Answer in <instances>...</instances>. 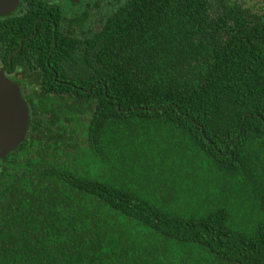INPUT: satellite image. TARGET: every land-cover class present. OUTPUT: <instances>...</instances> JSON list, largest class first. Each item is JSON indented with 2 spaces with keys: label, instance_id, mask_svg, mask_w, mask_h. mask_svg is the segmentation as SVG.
I'll list each match as a JSON object with an SVG mask.
<instances>
[{
  "label": "trees",
  "instance_id": "trees-1",
  "mask_svg": "<svg viewBox=\"0 0 264 264\" xmlns=\"http://www.w3.org/2000/svg\"><path fill=\"white\" fill-rule=\"evenodd\" d=\"M81 3L13 57L0 264H264V0Z\"/></svg>",
  "mask_w": 264,
  "mask_h": 264
},
{
  "label": "flooded vegetation",
  "instance_id": "flooded-vegetation-1",
  "mask_svg": "<svg viewBox=\"0 0 264 264\" xmlns=\"http://www.w3.org/2000/svg\"><path fill=\"white\" fill-rule=\"evenodd\" d=\"M79 2H72L70 0H17V5L15 9L9 14L0 16V26L3 29L2 33L7 34L8 31L6 28H10L8 25L13 24V22H8L14 20L16 18L15 25L18 26L19 31H23V35L19 39V46L13 49V43H11L10 39H13V36L10 34L0 36V70L3 72L4 76L17 85H27V84H42L43 79L40 77H36L34 74L38 72L39 67L37 65H18L13 64V57L18 54L22 49V43L24 40L31 39L34 37V34H31V31L35 33V25L39 21H45L49 23L45 28L46 32H43L45 35H48L49 25L53 26L52 35L55 34L56 25L55 21H61V18L68 20L65 22L66 25L71 26L70 30H61L60 32L64 34L65 32H73V33H89L95 29L96 21L88 20L85 21L86 26L92 25L86 29V31H82L78 29L79 27L71 22V16L76 15V12L85 8ZM87 9V8H85ZM78 12V13H79ZM59 13H63V15H59ZM89 14V13H88ZM65 16V17H62ZM0 29V30H1ZM44 37V36H43ZM47 37L44 38V42L47 43ZM55 47V40H53V48ZM19 61H23V63H29L30 60L26 57V55H21ZM54 79H56V75H54Z\"/></svg>",
  "mask_w": 264,
  "mask_h": 264
},
{
  "label": "water",
  "instance_id": "water-1",
  "mask_svg": "<svg viewBox=\"0 0 264 264\" xmlns=\"http://www.w3.org/2000/svg\"><path fill=\"white\" fill-rule=\"evenodd\" d=\"M16 5L17 0H0V16L12 12ZM28 124V107L21 96L19 85L6 78L0 70V158L20 145L27 133Z\"/></svg>",
  "mask_w": 264,
  "mask_h": 264
}]
</instances>
